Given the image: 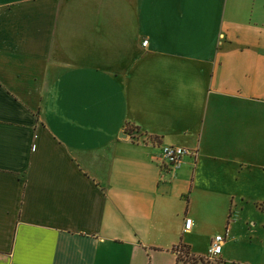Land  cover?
Returning <instances> with one entry per match:
<instances>
[{"label": "crops", "instance_id": "crops-1", "mask_svg": "<svg viewBox=\"0 0 264 264\" xmlns=\"http://www.w3.org/2000/svg\"><path fill=\"white\" fill-rule=\"evenodd\" d=\"M217 235L264 264V0H0V264H183Z\"/></svg>", "mask_w": 264, "mask_h": 264}, {"label": "built area", "instance_id": "built-area-1", "mask_svg": "<svg viewBox=\"0 0 264 264\" xmlns=\"http://www.w3.org/2000/svg\"><path fill=\"white\" fill-rule=\"evenodd\" d=\"M148 39L143 40V45H148ZM197 155V151L192 152L184 146L177 145H165L161 147L159 158L162 160L164 165H167L170 169L179 167L184 160L186 155ZM193 225V220L191 218L185 219V228L184 231L190 230ZM225 238L223 235H217L213 238L212 243L208 247L207 257L217 258L218 255L222 252ZM177 253L183 255L182 248H177Z\"/></svg>", "mask_w": 264, "mask_h": 264}, {"label": "rangeland", "instance_id": "rangeland-1", "mask_svg": "<svg viewBox=\"0 0 264 264\" xmlns=\"http://www.w3.org/2000/svg\"><path fill=\"white\" fill-rule=\"evenodd\" d=\"M183 264H218V258H209L204 257L202 259L193 258V257H186L181 259Z\"/></svg>", "mask_w": 264, "mask_h": 264}, {"label": "trees", "instance_id": "trees-1", "mask_svg": "<svg viewBox=\"0 0 264 264\" xmlns=\"http://www.w3.org/2000/svg\"><path fill=\"white\" fill-rule=\"evenodd\" d=\"M193 258H196V257H193ZM179 259H182V258H181V255L179 256ZM201 259H202V258H201Z\"/></svg>", "mask_w": 264, "mask_h": 264}, {"label": "water", "instance_id": "water-1", "mask_svg": "<svg viewBox=\"0 0 264 264\" xmlns=\"http://www.w3.org/2000/svg\"><path fill=\"white\" fill-rule=\"evenodd\" d=\"M124 136H126V135H124Z\"/></svg>", "mask_w": 264, "mask_h": 264}]
</instances>
